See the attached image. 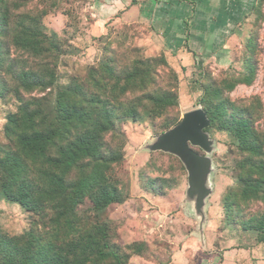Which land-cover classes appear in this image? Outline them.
<instances>
[{"label": "trees", "instance_id": "1", "mask_svg": "<svg viewBox=\"0 0 264 264\" xmlns=\"http://www.w3.org/2000/svg\"><path fill=\"white\" fill-rule=\"evenodd\" d=\"M32 2L0 0V100L11 95L19 103L4 126L7 143L0 145V200L32 216L30 229L22 235L0 231V264H128L130 257L114 242L105 217L127 197L111 176L124 162L117 123L138 120V110L123 99L138 86L153 83L156 60L139 61L131 72L119 74L110 59L86 79L59 87L51 107L45 108L42 99L26 96L56 85L61 47L57 36L43 29L47 12L25 9ZM263 5L259 0L258 22L264 21ZM11 50L27 58L12 59ZM247 65L250 72L233 79L229 92L239 84H253L255 66L252 60ZM221 95L208 89L201 103L212 126L227 133L246 155L235 178L239 189L224 197L223 207L229 223L241 220L239 229L256 234L264 245V129L256 130L253 109L239 114ZM219 98L221 102L214 103ZM146 99L157 114L178 105L171 91L151 93ZM176 183L151 179L148 185L160 195ZM256 204L260 209L253 212ZM84 206L89 211H83ZM128 249L138 256L145 253L142 245Z\"/></svg>", "mask_w": 264, "mask_h": 264}, {"label": "rangeland", "instance_id": "2", "mask_svg": "<svg viewBox=\"0 0 264 264\" xmlns=\"http://www.w3.org/2000/svg\"><path fill=\"white\" fill-rule=\"evenodd\" d=\"M95 2L97 0H33L25 8L37 13L47 12L42 20L43 29L49 35L55 34L61 47L56 85L26 97L42 99L45 108H49L59 87L76 78L86 79L92 69H99V65L110 59L119 74L131 72L139 61L156 60L153 83L138 86L123 99L125 104L138 110V120L123 118L117 123L124 143V162L111 176L127 197L121 205L111 206L105 217L111 223L114 242L130 257L128 264H264V245L258 243L257 235L239 229L241 220L236 221L237 224L229 223L223 207L224 197L239 189L235 178L238 164L246 155L238 151L227 133L212 126L201 103L208 89L219 90L221 97L232 103L237 112L253 109L255 128L263 131L264 21L252 23L242 46L233 50L229 61L209 62L194 57L190 60L192 55L186 42L170 48L165 34L152 31L146 23L121 21L119 14L98 22ZM11 57L27 58L14 50ZM249 60L255 66L253 84H239L229 92L227 87L233 79L250 72ZM167 91L177 96L178 105L157 114L146 98L151 93ZM220 100L215 99L214 103ZM18 107L19 103L11 95L0 100V145L7 143L4 136L7 117L16 113ZM199 109L210 122L204 132L214 142L210 155L211 193L206 199L208 223L202 236L197 232L199 221L187 202L185 165L172 153L151 149L157 138L175 128L186 113ZM173 122L175 124L171 125ZM107 141L120 145L110 138ZM193 150L204 155L199 148ZM151 179H171L177 183L165 194L161 190L160 195H156L148 185ZM155 187L160 190L161 186ZM259 209V204L252 207L253 212ZM83 211L89 209L84 206ZM31 222V213L0 200L2 233L11 237L22 235L30 229ZM134 245H142L144 255L128 251V247Z\"/></svg>", "mask_w": 264, "mask_h": 264}, {"label": "crops", "instance_id": "3", "mask_svg": "<svg viewBox=\"0 0 264 264\" xmlns=\"http://www.w3.org/2000/svg\"><path fill=\"white\" fill-rule=\"evenodd\" d=\"M259 0H97L95 11L104 22L117 14L121 21L142 22L164 33L166 45L186 42L192 58L229 61L256 21ZM187 58V57H186Z\"/></svg>", "mask_w": 264, "mask_h": 264}, {"label": "water", "instance_id": "4", "mask_svg": "<svg viewBox=\"0 0 264 264\" xmlns=\"http://www.w3.org/2000/svg\"><path fill=\"white\" fill-rule=\"evenodd\" d=\"M210 122L203 110L186 113L172 130L157 138L152 150L172 153L179 158L188 172L187 202L199 221L198 233L202 236L207 222L206 199L211 193L210 178L213 164L210 158L214 142L204 130ZM199 148L204 155L193 150Z\"/></svg>", "mask_w": 264, "mask_h": 264}]
</instances>
